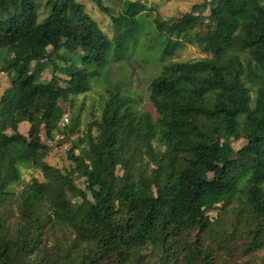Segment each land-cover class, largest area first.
<instances>
[{
  "label": "trees",
  "instance_id": "16d2710c",
  "mask_svg": "<svg viewBox=\"0 0 264 264\" xmlns=\"http://www.w3.org/2000/svg\"><path fill=\"white\" fill-rule=\"evenodd\" d=\"M92 1L111 37L77 0H48L47 16L34 0H0V72L12 77L0 100V264H264V0L145 14L160 71L139 102L129 80L102 76L148 9ZM194 32L207 58L171 61L169 42ZM99 88L110 95L82 119ZM61 134L64 170L44 162ZM29 170L41 180L24 181Z\"/></svg>",
  "mask_w": 264,
  "mask_h": 264
},
{
  "label": "rangeland",
  "instance_id": "374dc122",
  "mask_svg": "<svg viewBox=\"0 0 264 264\" xmlns=\"http://www.w3.org/2000/svg\"><path fill=\"white\" fill-rule=\"evenodd\" d=\"M37 5V11L40 12L42 10L43 16H47L49 13V10L46 9V2L48 0H34ZM78 3H81L85 11L90 14L91 18L94 19L99 27L108 35L111 37L112 35V23L105 15L100 13L98 9L96 8L95 4L92 0H77ZM135 1V0H132ZM143 3H145V6L147 7V11L143 13L141 16V19L139 23L138 32L136 33V38L133 40L135 43L132 42L125 47L124 51L121 52L125 57L119 61L120 63L115 62L117 58L111 57L110 53L108 55L109 62H106L104 65V73L102 77H106L107 83H111V87L115 86L117 82L129 80L132 85V90H134L130 95V99L132 101L136 100L139 102L138 98L141 97V94L143 93L144 100L147 95V87L149 85V82L152 80V77L154 74H158L160 71L159 68V59H158V53L155 52V49L151 52L150 49L152 48V45H149L145 41V38H147L149 41L150 39L147 37V35L150 34V32L147 31V24L144 23V21H147L146 15L147 13H150L151 18H154L156 15H159L163 20L165 21H171L176 18H180L183 15L190 13L193 6H198L199 1L198 0H142ZM104 3L107 7H112L114 9V14H117L120 12L121 7L120 5L117 6L115 4L114 6L109 3V1L104 0ZM40 7V11H39ZM199 13V11H197ZM209 11H204L203 15H208ZM42 17L40 19L38 18V22L41 23ZM144 20V21H143ZM193 38L191 36H187L179 41L171 40L169 42L168 48H169V54L171 56V61L176 62H184V61H197L201 59L207 58L206 52L203 49L202 45V38L198 36V33L194 32ZM127 48V53H126ZM147 51V52H145ZM48 52H51V48H48ZM128 53H131V56L128 57ZM6 53L5 50L0 51V64L3 59H5ZM111 60H113L115 63H111ZM12 59L10 58L8 62L4 65V67H7L11 63ZM3 66V65H2ZM52 77V70L50 67H46V71L42 74V80L44 83H48L51 80ZM100 78V82H104V79ZM110 77V78H109ZM11 76H8L7 73L0 72V100L2 96L6 95L5 90L10 87L11 84ZM58 86L62 88H68L67 79L64 75L58 74ZM97 82L98 85H100L99 81L96 79L93 80L94 82ZM105 84V83H104ZM110 91H104L102 89H98L97 92H92L88 95H86V99H84V111L82 113V119L88 118V120L92 119V114L97 115L99 112V102L100 99H104L107 97V95H110ZM84 97H80L79 101L77 99L76 103H80L83 101ZM139 104V103H137ZM151 115L154 116V110L153 108L147 109ZM4 108L0 107V116L3 114ZM65 117V116H64ZM19 132L26 136L29 132V126L28 124H22L19 126ZM7 134H11V131H7ZM63 134L56 137V139L51 143H45L50 148V152H48L47 158L44 160L48 165L64 170L67 167V162L63 158L64 152L68 149V145L66 143H58V140L61 139V142L63 141L62 138ZM43 142H46L44 139ZM243 145L242 141H232L231 146L234 149V151H238ZM44 146V145H43ZM46 147V146H45ZM118 175H121V172H117ZM32 177L37 178L41 180V173L39 171L29 170L26 173L23 174V180L29 181ZM83 187V186H81ZM215 212L209 213L211 217L214 216Z\"/></svg>",
  "mask_w": 264,
  "mask_h": 264
}]
</instances>
